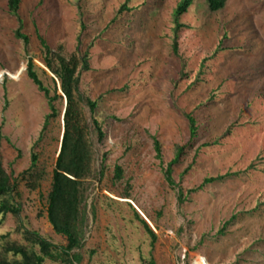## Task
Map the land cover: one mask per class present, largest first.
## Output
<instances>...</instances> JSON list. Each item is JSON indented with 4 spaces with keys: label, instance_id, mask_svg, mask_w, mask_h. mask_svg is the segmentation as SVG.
Instances as JSON below:
<instances>
[{
    "label": "rangeland",
    "instance_id": "1",
    "mask_svg": "<svg viewBox=\"0 0 264 264\" xmlns=\"http://www.w3.org/2000/svg\"><path fill=\"white\" fill-rule=\"evenodd\" d=\"M178 2L21 0L14 17L7 0H0L2 167L18 180L33 153L36 171L44 175L34 191L18 180L20 215L0 218V237L26 245L21 231L27 229L65 245L45 212L65 101L54 102L58 114L47 120L48 103L25 73L33 59L53 96L54 78L41 63V37L66 58L87 54L79 96L97 104L91 116L78 102L98 179L86 194L80 264H264V0H226L216 13L205 0H193L175 33ZM19 20L27 47L15 38ZM184 114L196 121L194 139ZM92 117L104 132L102 142ZM154 138L163 168L183 148L172 174L185 199L181 205L178 189L164 181ZM116 165L123 170L118 182ZM216 177L225 178L188 194ZM135 212L156 235L153 246Z\"/></svg>",
    "mask_w": 264,
    "mask_h": 264
},
{
    "label": "trees",
    "instance_id": "2",
    "mask_svg": "<svg viewBox=\"0 0 264 264\" xmlns=\"http://www.w3.org/2000/svg\"><path fill=\"white\" fill-rule=\"evenodd\" d=\"M163 1V0H161ZM193 0H179L173 13L174 32L178 33L182 28L180 18L185 15L191 6ZM207 10L211 13L221 11L226 4V0H205ZM21 5V0H7V8L10 15L17 17ZM20 29L15 32V38L21 40L27 47L29 38L21 33L22 22L19 20ZM42 50L41 63L43 67L53 76V96H50V91L44 87L38 77L33 59H29L26 66V76L43 94L48 103L50 117L57 116L58 111L54 107V102L64 99L65 107L63 110V134L60 141V150L55 162V167L52 172L50 191L46 198L45 212L46 218L55 235L64 239L65 245L58 247L51 244L49 241L41 237L36 232L22 229L21 235L26 245L10 242L8 236H1L0 241V264H45V260L53 264H80L82 261L79 251L83 247V241L86 233V194L91 187L93 181L98 180L94 174L93 165V150L89 140V131L85 125L84 118L81 114L78 102L84 103L90 115L93 116L97 110L96 102L88 98L79 96V76L80 73L88 72V57L87 54L81 56L78 52L72 54L68 58L64 57L59 48L57 52L46 44V42L38 37ZM174 52H177L176 42L172 46ZM45 74V73H44ZM57 83L61 92L58 95ZM184 119L188 122L190 137L194 139L197 134L196 121L191 114H184ZM47 120L45 123H47ZM91 124L96 132L98 142H102L104 132L100 124L92 117ZM2 129L0 127V218L7 215L19 217L20 208L16 203L15 198L19 197L17 191L18 180H23L29 186L31 191L39 188L40 182L43 180V173L36 171L37 156L31 154V165L28 170L22 172L18 176V180H12L9 177L1 162V144L3 141ZM153 148L156 159L161 163L163 168L161 145L154 138ZM183 148H177L174 159L163 168L164 181L170 190L178 189L173 179V167L178 164ZM106 157L102 158L101 171L98 174L99 178L103 176V164ZM187 173V170L184 172ZM225 177H216L205 179L200 187L194 190H189L188 194H192L201 190L207 185L224 180ZM123 179V170L120 166L114 167L113 181L118 182ZM177 195L178 204L181 205L183 193L179 189ZM136 219L143 226L146 234L151 240L153 246L157 240L156 235L149 228L148 224L141 219L135 212ZM235 218H231L223 229L219 232L220 235L224 230L234 222ZM37 250V252H36ZM150 260L146 264H154Z\"/></svg>",
    "mask_w": 264,
    "mask_h": 264
},
{
    "label": "water",
    "instance_id": "3",
    "mask_svg": "<svg viewBox=\"0 0 264 264\" xmlns=\"http://www.w3.org/2000/svg\"><path fill=\"white\" fill-rule=\"evenodd\" d=\"M45 71L48 72L46 69H45ZM48 73H49V72H48ZM57 85H58V83H57ZM59 86H60V85L57 86V89H58V91L60 92ZM60 93H61V92H60ZM65 104H66V103H65ZM61 139H62V136H61ZM59 150H60V148H59ZM58 153H59V151H58ZM57 157H58V155H57ZM139 214H140V213H139ZM146 223H147V222H146Z\"/></svg>",
    "mask_w": 264,
    "mask_h": 264
}]
</instances>
